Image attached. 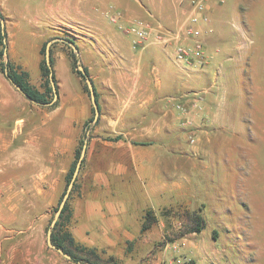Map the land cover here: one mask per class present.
Listing matches in <instances>:
<instances>
[{"label":"crops","instance_id":"obj_1","mask_svg":"<svg viewBox=\"0 0 264 264\" xmlns=\"http://www.w3.org/2000/svg\"><path fill=\"white\" fill-rule=\"evenodd\" d=\"M205 1L201 12L188 0H0L4 57L43 92L42 47L53 40L58 90L56 104H37L32 116L37 202L46 204L26 229L2 238L0 264H83L48 244L52 208L82 143L86 154L69 196L72 237L119 264H167L154 254L169 233L165 211L186 203L187 171L194 170L193 155L201 149L187 146V132L227 151L237 123L250 129L264 116V58L246 34L255 23L256 0ZM140 21L152 31L183 35L168 46L153 36L135 44L137 36L127 28ZM189 25L201 31L203 63L174 60L177 43L195 44L184 34ZM75 60L94 83L96 120ZM25 98L0 66L1 133L14 122L26 124ZM147 214L153 220L145 229Z\"/></svg>","mask_w":264,"mask_h":264},{"label":"rangeland","instance_id":"obj_2","mask_svg":"<svg viewBox=\"0 0 264 264\" xmlns=\"http://www.w3.org/2000/svg\"><path fill=\"white\" fill-rule=\"evenodd\" d=\"M255 2V23L246 27V34L252 35L263 59L264 0ZM25 99L27 110L21 116L26 124L14 122L0 132V249L2 238L26 229L46 204L37 202V117H32L37 116V103ZM237 124L227 151L196 131L187 132V146L201 149L191 152L196 165L187 171L186 203L165 211L169 233L154 254L164 255L167 264L177 256L182 264H264V116L250 129L247 122ZM198 217L201 230H196Z\"/></svg>","mask_w":264,"mask_h":264},{"label":"trees","instance_id":"obj_3","mask_svg":"<svg viewBox=\"0 0 264 264\" xmlns=\"http://www.w3.org/2000/svg\"><path fill=\"white\" fill-rule=\"evenodd\" d=\"M5 37H6V33L5 34L3 33L1 22H0V44L3 46V48H0V58L1 59L4 56V47H5L4 38ZM46 44L47 43H44V45L42 47V54H45ZM0 66H1L3 72H5V69L8 70L11 78H13V80L15 82H17L22 87V89L25 91V93L29 97L34 98L35 100L40 101V102H49L53 99L54 91H53V87H52L51 79H50L51 71H50V69L46 63L45 57L42 59V72H43V78H44L45 87H46L45 91H43V92L38 90L37 88L33 87L29 83L28 74L26 72L15 71L9 60L7 62L1 61ZM74 66L77 67V61L76 60L74 62ZM77 72L84 77V75L78 69H77ZM54 78H55V76H54ZM87 90H88V88H87ZM54 104H56V102ZM93 113H94V110H93ZM92 119H94V116L92 117ZM82 147H83V143L81 144V146L77 150L76 161L73 163L69 173L67 174V185H68V183L72 177V174H73V171L75 169V165L77 163V160L80 156ZM75 185H76V181H75L74 187H75ZM74 187H73L71 193L73 192ZM65 191H66V189H65ZM65 191H64V193H65ZM64 193H63V195H64ZM62 197H61V199H62ZM61 199H60V201H61ZM60 201H59V203H60ZM57 208H58V206L56 207V209ZM150 219H151V216L149 214H147L146 221L143 225V228L146 229L149 226V222H151V220H153V219H151V220ZM70 221H71V211H70L69 198H68L59 219L57 220L55 226L53 227L51 238H52L53 243L57 247L62 248L66 253L71 255V260H73L75 262H79V263L90 262L91 264H119L114 257H109L107 259H103L97 253L96 249L89 248V247H86L84 245L77 243L75 241V239L72 237L70 230H69V227H68ZM196 223H197L196 230H201L200 225H202V218L201 217L196 218Z\"/></svg>","mask_w":264,"mask_h":264},{"label":"built area","instance_id":"obj_4","mask_svg":"<svg viewBox=\"0 0 264 264\" xmlns=\"http://www.w3.org/2000/svg\"><path fill=\"white\" fill-rule=\"evenodd\" d=\"M191 4L196 7L198 11H204L206 9V1L205 0H188ZM115 18V17H114ZM197 17H193L192 21H197ZM204 19H207L204 16ZM143 22H137L127 28V32L133 33L137 36L135 40V44H139L144 40L149 39L153 36V39L157 42L163 44L164 46H168L172 44L174 40H178L181 38L183 33L181 31H172V30H159L152 31L151 29L144 26ZM184 34L191 37L195 44L193 46L177 43L174 50V60L176 63H184L186 65H192L195 61L199 63H203L205 58L204 47L202 41L199 39L201 35V31L194 27L193 25H189L184 29ZM194 141V138L192 139ZM183 258L181 256H177L172 264H182Z\"/></svg>","mask_w":264,"mask_h":264},{"label":"water","instance_id":"obj_5","mask_svg":"<svg viewBox=\"0 0 264 264\" xmlns=\"http://www.w3.org/2000/svg\"><path fill=\"white\" fill-rule=\"evenodd\" d=\"M0 22H1V26H2V31L3 33L5 34L6 33V28H5V20L3 19L1 13H0ZM4 43L7 44V38L5 37L4 38ZM52 44H53V40L51 41H48L47 44H46V48H45V60H46V63L51 71L50 73V79H51V84H52V87H53V91H54V97L51 101L49 102H40V101H37L35 100L34 98H31L29 97L25 91L22 89V87L13 80V78H11L9 72L7 69H5V74L7 75V77L10 79V81L12 82V84L19 90L21 91L28 99H30L31 101H33L34 103H37V104H40V105H44V106H49V105H53L57 99H58V90H57V85H56V81H55V78H54V75H53V65H52V56H51V47H52ZM5 55L7 52H4ZM8 61V60H7ZM6 61V62H7ZM77 69L84 75V77L86 78L87 80V85H88V88H89V91H90V94H91V99H92V103H93V107H94V120H96L100 114V108H99V103H98V100H97V96H96V91H95V87H94V83L91 79V77L89 76L86 68L84 67L83 64L81 63H78L77 64ZM86 149H87V143H84L82 149H81V153H80V156L77 160V163L75 165V169L73 171V174H72V177L67 185V188H66V191L59 203V206L58 208L56 209L55 211V214H54V217L51 221V224H50V227H49V230H48V244L49 246L57 249L60 253H62L64 256H66L67 258H70L71 259V255L66 253L62 248H59L57 247L53 241H52V238H51V235H52V230H53V227L55 226L57 220L59 219L62 211H63V208L65 207V204L71 194V191L74 187V184H75V181L79 175V172H80V169H81V166H82V163H83V159L85 157V154H86ZM83 264H91L90 262H85Z\"/></svg>","mask_w":264,"mask_h":264}]
</instances>
